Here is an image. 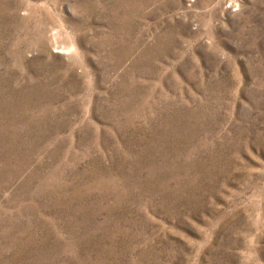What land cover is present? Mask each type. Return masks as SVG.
Instances as JSON below:
<instances>
[{
	"label": "rangeland",
	"instance_id": "374dc122",
	"mask_svg": "<svg viewBox=\"0 0 264 264\" xmlns=\"http://www.w3.org/2000/svg\"><path fill=\"white\" fill-rule=\"evenodd\" d=\"M0 264H264V0H0Z\"/></svg>",
	"mask_w": 264,
	"mask_h": 264
},
{
	"label": "bare ground",
	"instance_id": "6f19581e",
	"mask_svg": "<svg viewBox=\"0 0 264 264\" xmlns=\"http://www.w3.org/2000/svg\"><path fill=\"white\" fill-rule=\"evenodd\" d=\"M34 98V97H33Z\"/></svg>",
	"mask_w": 264,
	"mask_h": 264
}]
</instances>
